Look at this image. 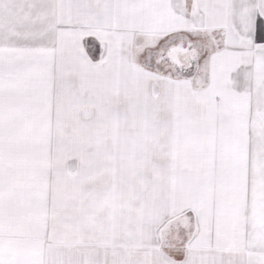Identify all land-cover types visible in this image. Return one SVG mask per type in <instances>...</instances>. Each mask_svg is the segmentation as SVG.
<instances>
[{"label":"snow or ice","instance_id":"snow-or-ice-1","mask_svg":"<svg viewBox=\"0 0 264 264\" xmlns=\"http://www.w3.org/2000/svg\"><path fill=\"white\" fill-rule=\"evenodd\" d=\"M0 264H264V0H0Z\"/></svg>","mask_w":264,"mask_h":264}]
</instances>
